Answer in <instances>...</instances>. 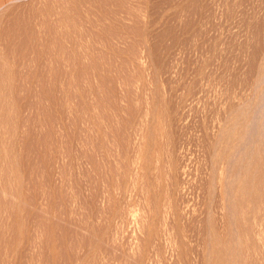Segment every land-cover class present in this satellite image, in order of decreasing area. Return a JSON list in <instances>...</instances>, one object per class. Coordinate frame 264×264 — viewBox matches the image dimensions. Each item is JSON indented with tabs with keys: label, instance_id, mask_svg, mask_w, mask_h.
<instances>
[{
	"label": "rangeland",
	"instance_id": "374dc122",
	"mask_svg": "<svg viewBox=\"0 0 264 264\" xmlns=\"http://www.w3.org/2000/svg\"><path fill=\"white\" fill-rule=\"evenodd\" d=\"M1 2L0 264H264V0Z\"/></svg>",
	"mask_w": 264,
	"mask_h": 264
},
{
	"label": "bare ground",
	"instance_id": "6f19581e",
	"mask_svg": "<svg viewBox=\"0 0 264 264\" xmlns=\"http://www.w3.org/2000/svg\"><path fill=\"white\" fill-rule=\"evenodd\" d=\"M1 1H3V0H1ZM0 1V3L2 4V2ZM6 1V0H5ZM44 2V1H43ZM40 3V2H39ZM45 3V2H44Z\"/></svg>",
	"mask_w": 264,
	"mask_h": 264
}]
</instances>
